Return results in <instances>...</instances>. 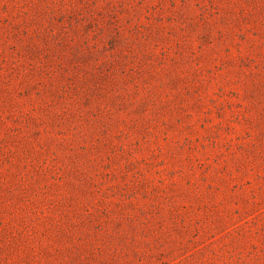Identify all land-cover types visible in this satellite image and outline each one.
I'll list each match as a JSON object with an SVG mask.
<instances>
[{"label":"rangeland","instance_id":"obj_1","mask_svg":"<svg viewBox=\"0 0 264 264\" xmlns=\"http://www.w3.org/2000/svg\"><path fill=\"white\" fill-rule=\"evenodd\" d=\"M0 264H264V0H0Z\"/></svg>","mask_w":264,"mask_h":264}]
</instances>
